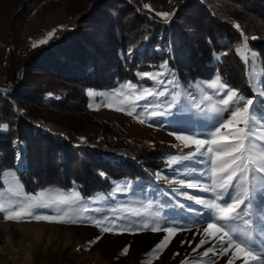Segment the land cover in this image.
<instances>
[{"label":"trees","instance_id":"1","mask_svg":"<svg viewBox=\"0 0 264 264\" xmlns=\"http://www.w3.org/2000/svg\"><path fill=\"white\" fill-rule=\"evenodd\" d=\"M62 3L71 18L67 27L46 44L24 53L12 51L17 22L38 7L49 9ZM182 3L165 23L148 18L137 0H0V64L7 71V80L0 86V123L8 125L7 130L0 129V175L15 170L12 143L20 140L26 145V164L17 176L27 192L60 186L77 187L81 194L109 196L110 182L121 180L127 189L128 183L137 182H141L137 190L158 189L165 204L172 202L162 183L153 184L151 168L133 164L130 157L118 162L104 158L106 153H116L114 143L121 142L120 131L99 128L83 118L78 124L62 122L60 117L70 120L76 113H84L78 106L85 103L84 97L72 85L107 88L127 79L137 83V70L147 66L162 69L165 62L167 73L182 86L219 71L231 86L253 97L252 76L248 75L253 63L250 58L245 64L236 53L242 38L233 25L238 23L248 37H260L250 40L249 46L264 62V0ZM92 31L100 34L88 37ZM125 40L144 46L129 59L121 56ZM27 103L32 111L21 108ZM255 105L264 110V98L257 94ZM42 112L59 119H47ZM170 209L177 218L179 212Z\"/></svg>","mask_w":264,"mask_h":264},{"label":"rangeland","instance_id":"2","mask_svg":"<svg viewBox=\"0 0 264 264\" xmlns=\"http://www.w3.org/2000/svg\"><path fill=\"white\" fill-rule=\"evenodd\" d=\"M137 1L146 16L151 19H162L155 13H172L174 10L176 12L184 4L182 3L183 0ZM145 3L149 4L152 10L144 8L143 5ZM70 23L71 18L63 3L55 8L38 7L29 11L22 21L17 22L12 31V51L17 54L24 53L32 47V42L43 39L53 29H55V36ZM99 34L92 31L88 37H97ZM124 44V52H121V56L129 59L133 58L135 52L140 51L144 46L143 44L133 45L129 40H125ZM249 48L251 49V46ZM252 50L257 52L253 48ZM262 70H264V62L258 58L255 65L252 64L251 66V73H260ZM160 71L162 69H159V67L147 66L141 71L137 70L135 72L137 83L127 79L117 81L107 88L88 84H74L72 88L79 92L85 100L83 105L80 104V99L76 100L75 104H80L78 106H81L86 116H84L83 112H78L74 115V118L71 117L69 120L67 116L61 115L60 121L70 122L73 120V122L78 124L83 118L91 120L99 128H110L112 131H120L122 133L121 142L116 141L114 143L116 153H106L104 158L111 162H118L123 160L122 158L128 159L130 157L133 164L145 165L147 168H151L149 171L153 175L151 177L153 184L160 185L162 183V186H165L167 192H169L167 195L171 196L173 201L165 204L161 200H165V196L156 192L158 189L147 192L137 190L136 187L141 182L128 183L130 189H127V183L121 180L110 182L112 186L110 187L109 196L104 193L81 194L77 187L63 188L60 186H49L35 192H27L17 176V172L25 168L27 149L22 141L15 140L12 143L15 155V170L2 171L0 175V190L6 188L15 179L23 186L24 192L29 194H35L43 190L64 191L65 193L76 191L83 198L81 203L88 209L94 210L87 213V215H91L96 219L108 217L109 221L115 220V223L121 227L131 224L133 225V231L121 232L119 228H116L112 232L101 233L99 228L88 223L68 224L59 223L55 220H35L30 217H25L21 220H6L3 218V214L0 213V264H182V261H185L186 258L188 264H227V261L232 258L234 247L224 255H202L207 248L212 247L216 243L214 239L201 246L196 252H193V248L203 238V229L207 227V218L204 213L208 210L196 204L194 200L187 199L183 193L205 199L212 198V194L189 189L174 182L178 179L191 178L199 179L207 185L211 181L203 173H210V165L206 161L202 163L185 161L183 162L184 166L177 165L169 168L165 163L167 155H179L182 148L180 142L175 139V135H170L169 133L183 132V134L187 135L201 132L207 133L214 130L210 126L215 122L212 114L201 112L200 109H207L208 105L218 100L219 97L214 95L211 89L205 88L203 84L200 87H196L197 82L209 80L213 78L214 74L209 73L202 80L196 79L187 87L176 81L175 83L167 84L170 91L175 89L181 93L178 105L171 110L167 108V101L171 99V96L160 97L158 100L154 98L152 103L141 100L133 105L137 118L128 115L127 111L115 110V107L120 106L119 101L122 97L106 101L105 97L102 96H87L88 90L107 95L120 89L125 82L129 81L143 87H156L153 81L147 78L141 79L137 74ZM6 78L7 71L0 64V86L6 82ZM163 79L165 81H174L168 73ZM238 80L240 83L244 82L242 76ZM252 80H254V77H252ZM177 84L179 87H177ZM256 86L259 87L258 84ZM242 94L244 95V93ZM205 95L211 97V100H204ZM260 97L264 98V96ZM106 102L113 104L114 107L104 106ZM90 103L93 107H89ZM195 105H200V109H197ZM21 108L32 111L33 107L27 103ZM169 111L171 114L149 118V114L152 112ZM42 115L47 119H59L57 115L48 112H42ZM225 118H227V114H225ZM140 120L144 122L141 123ZM221 132L225 134L228 130L221 129ZM174 144L178 145V147H172ZM190 150L189 148H183V153L186 154ZM18 154L20 155L19 160L17 159ZM124 154L129 156L125 158L126 155ZM200 159L199 157L197 158V160ZM163 172L164 174H162ZM158 174L159 178H157ZM153 177L156 178L154 179ZM122 207L133 208L140 215L135 216L125 213L121 211ZM170 208L179 212L177 218L172 217ZM97 209L98 211H95ZM37 212L39 214L56 215L55 209H38ZM143 223H149L150 227H176L183 230H178L175 236L172 237L171 243L159 254V258H154L146 254L166 233L163 231L152 232L150 228L136 231V226ZM97 236H101V239L97 243L89 245L88 241ZM181 241H185V243L181 244ZM188 241H191V243H188ZM125 246H128V253L121 255L120 253ZM218 251L220 250L218 249ZM176 253L178 255H174ZM233 264H242V259L233 260Z\"/></svg>","mask_w":264,"mask_h":264},{"label":"snow or ice","instance_id":"3","mask_svg":"<svg viewBox=\"0 0 264 264\" xmlns=\"http://www.w3.org/2000/svg\"><path fill=\"white\" fill-rule=\"evenodd\" d=\"M143 7L152 10L147 3ZM174 14L175 10L172 13H155L165 23H168ZM233 26L242 38L241 45L235 49L236 53L240 55L245 64H248L251 58L255 65L260 54L249 48V41L260 39V37L246 36L238 23H234ZM54 33L55 29L48 32L43 39L32 42L31 46L35 48L48 43L54 37ZM215 58L218 60L219 56ZM160 67L165 71L137 74L141 79L147 78L153 81L156 87H143L129 81L125 82L120 89L107 95L88 90L87 96H102L106 101L122 97L119 101L120 106L115 107V110L127 111V114L134 118L137 116L133 105L141 100L152 103L154 98L158 100L160 97L171 96V99L167 101V108L171 110L178 105L181 93L175 89L170 91L167 87V84L175 83V81L163 79L167 74V63L165 62ZM248 75L254 77V80L249 81L251 91L254 93L251 98L245 97L240 90L231 86L219 71L214 73L213 78L197 82L196 87L203 84L205 88L211 89L213 94L219 97L218 100L210 103L207 109H200V105H195L201 112L212 114L215 122L210 126L214 130L187 135L183 132L169 133L175 135V139L180 142L182 148L181 154H169L165 161L169 168L177 165L184 166L185 161L193 163L206 161L210 165V173H203L211 181L207 185L199 179L191 178L178 179L174 182L189 189L212 194V198L205 199L183 193L187 199L194 200L196 204L208 210L204 213L207 218V227L203 229V238L193 248V252L214 239L216 243L207 248L202 255H224L234 247L232 258L227 261V264H233L235 259H242V264H264V239H260L264 237V110L258 109L255 105L256 95L264 96V70ZM257 84L259 87L256 86ZM177 87H179L178 84ZM204 100L210 101L211 97L205 95ZM104 106L114 107L113 104L107 102ZM89 107L93 105L90 103ZM168 114L171 112H152L149 118ZM140 122L144 121L140 120ZM7 128L6 123H0V129L7 130ZM221 129H226L228 132L222 134ZM80 139L86 142L85 138ZM172 147H178V145L174 144ZM183 148L191 150L184 154ZM198 157L201 159L197 160ZM17 159H20L19 154ZM100 174L104 175V173ZM82 200L83 198L76 191L65 193L64 191L43 190L35 194L25 193L23 186L13 179L6 188L0 190V213L6 220H21L30 217L35 220H55L68 224L88 223L99 228L101 233L112 232L116 228H119L121 232L133 231L131 224L121 227L115 223V220L109 221L108 217L96 219L87 215L94 210L84 206L81 203ZM38 209H55L56 215L39 214ZM121 211L135 216L140 215L138 211L129 207H122ZM149 228L152 232L166 233L146 254L154 258H159V254L171 243L176 232L183 230L176 227H150L149 223L137 225L135 230ZM100 239L101 236H97L88 241V244H95ZM184 243L185 241H181V244ZM127 253L128 246H125L120 254L126 255ZM182 264H188L187 258L182 261Z\"/></svg>","mask_w":264,"mask_h":264}]
</instances>
